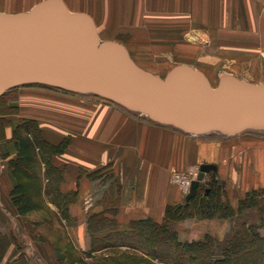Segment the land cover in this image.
Returning <instances> with one entry per match:
<instances>
[{
    "label": "crops",
    "instance_id": "0c3cea01",
    "mask_svg": "<svg viewBox=\"0 0 264 264\" xmlns=\"http://www.w3.org/2000/svg\"><path fill=\"white\" fill-rule=\"evenodd\" d=\"M36 1L42 0H0V11L24 12L16 7H28ZM62 1L70 11L88 14L103 39L120 41L130 33L147 44L153 35L175 34L185 29V24H195L198 36L216 42V47L220 44L224 51L242 46L245 51H264L261 0ZM33 6L35 3L29 10ZM161 26L165 29L159 33ZM14 90L17 98H9L7 111H0V264H83L71 258L68 244L84 264H89L95 258L83 254H99L108 249L103 246L112 243L103 234L95 245L91 242L89 219L93 215L103 214L119 224L146 218L161 221L167 205L186 201L187 190L170 181V172L194 164L216 165V177L233 208L246 192L264 189L261 141L240 134L207 139L205 134H188L146 120L144 115L135 116L116 103L91 101L49 88L21 86ZM14 106L17 110H10ZM19 118L35 119L43 137L52 143L67 140L64 149L51 157V164L62 172L56 183L58 190L45 176L42 183L50 190L47 196L41 194L44 205L24 214L17 211L10 197L17 182L9 161L17 156L13 132ZM45 168L41 166L42 172ZM95 170L99 176L93 179L89 173ZM210 178L211 173H206L201 182ZM34 184L36 189L38 180ZM72 191L76 192L75 200L67 205V218L61 225L65 242L58 243L52 220L59 217L60 209L50 197L62 199ZM110 207L113 212H109ZM229 219L222 223L217 217L209 223L205 219L203 223H179L180 239L193 241L205 233L222 238L232 228ZM259 231L263 233L264 227ZM147 258L151 264H166ZM102 259L101 264H123L114 258Z\"/></svg>",
    "mask_w": 264,
    "mask_h": 264
},
{
    "label": "water",
    "instance_id": "95a60500",
    "mask_svg": "<svg viewBox=\"0 0 264 264\" xmlns=\"http://www.w3.org/2000/svg\"><path fill=\"white\" fill-rule=\"evenodd\" d=\"M24 84L100 96L188 134L232 137L264 130V82L225 74L213 87L185 63L163 77L153 74L122 43L101 40L93 19L62 0H42L25 12L0 11V96ZM212 170L213 163L199 166L186 201Z\"/></svg>",
    "mask_w": 264,
    "mask_h": 264
},
{
    "label": "trees",
    "instance_id": "16d2710c",
    "mask_svg": "<svg viewBox=\"0 0 264 264\" xmlns=\"http://www.w3.org/2000/svg\"><path fill=\"white\" fill-rule=\"evenodd\" d=\"M34 85L49 87L44 84ZM50 88L58 89L52 86ZM6 92H3L0 98ZM88 96L106 103H114L100 96ZM13 140L17 148V156L10 159L9 169L17 182L10 191V197L17 211L24 214L44 205V199L41 194L44 192L47 196L48 190H50L47 184L45 186L42 183L45 176L46 180L50 181L51 179L55 182L52 187L58 190L56 183L61 180L62 172L59 167H54L51 164V157L64 149L67 140L64 139L58 143L48 141L43 137L38 122L33 118H20L17 121L13 132ZM42 165L46 167L44 172L41 170ZM210 173L211 178L207 182H201L196 194L189 200L174 205H167L159 222L146 218L132 220L128 225H125L119 224L114 218L105 217L103 214L100 216L93 215L89 219L91 242L95 245V242L102 238L99 232L103 231L110 223H113V227L109 228L103 236L106 241L112 242L110 246H125L126 250L142 251L143 255L141 256L144 258L150 257L166 264H238L236 263L238 261L240 264H251L252 256L244 262V258L241 259L238 252L241 248L244 249V246L247 247L249 243L255 242L251 247L255 246L256 243L261 244V246L264 245V242H262L264 235H261L259 231V228L264 227V223H262L263 226L261 223L241 225L236 229L238 233H241V235L237 234V241L230 240L226 242L220 255H215L209 249L213 247L212 241H214L210 234H206L203 239L181 241L177 238L176 231L171 225V223L187 217H230L240 210L253 207L262 209L260 207L264 205L262 203L264 200V189L260 188L246 192L238 200L236 208H233L228 203L227 197L224 198L226 196L225 190L221 181L216 177L215 171H210ZM89 175L91 178L96 179L99 176V170L92 171ZM36 180H38L39 184L34 189L36 186L34 181ZM75 196V191L66 193L63 197L58 196V198L61 197L62 199H54L49 196L60 209V219L67 218V205L75 200ZM37 197L39 201L36 200ZM112 209L113 207L108 208L109 212H113ZM262 221L264 222V214ZM109 235L112 238H108ZM157 245H162L163 247L161 248L163 249L158 248ZM165 246H167L166 250ZM232 247L237 248V251H232ZM261 251L264 253V248H261ZM142 260L144 259L142 258ZM146 262L149 263V260Z\"/></svg>",
    "mask_w": 264,
    "mask_h": 264
},
{
    "label": "rangeland",
    "instance_id": "374dc122",
    "mask_svg": "<svg viewBox=\"0 0 264 264\" xmlns=\"http://www.w3.org/2000/svg\"><path fill=\"white\" fill-rule=\"evenodd\" d=\"M261 1L262 3H264V0H261ZM34 3L37 4V1ZM31 5L28 7L17 6L16 9L23 10L25 12L29 10ZM0 9H2V7H0ZM10 9H13V8H10ZM195 19H197V17ZM184 26H185V29H180L175 34H169V33L163 32L165 27L161 26L160 28H162V30L159 33L161 32L163 33H161L159 36L153 35L152 37H154V39L148 41L147 44H145V41L140 40V38H137V37L135 38V36L130 35V33H126L127 37L122 38L123 40H120L118 42L126 46V48L128 49L129 55L135 61V63H137L143 69L153 74L159 75L161 77L166 75V73L174 66L178 64L186 63V64H189L201 70L205 74V76L208 78L211 86L213 87L217 85L219 78L225 74L234 75L238 78L252 81V82H264V51H245L244 50L245 47L243 46L236 48L238 49L236 51H224V49L220 47V44H218V47H216V42L210 39L205 40L203 36H198L197 35V25L185 24ZM100 39L110 40V39H105V38L104 39L100 38ZM21 86L42 87V86L34 85V84H24V85L16 86V88L21 87ZM42 88H49L51 90H55L56 92L65 93L67 95H72L75 97L89 98L91 101H93L92 98H94V97L88 96L91 94L60 90L62 88L55 89V88H50V86L49 87L43 86ZM6 91L7 92L4 94V96L0 98V111H7L5 108V103L9 98L10 99L17 98L16 97L17 92H15L14 89L10 88ZM122 109L126 110L125 108H122ZM10 110H17V107L14 106L10 108ZM134 115L141 116V114H137V113H134ZM143 117H145L146 120H149L148 118H146V116H143ZM205 135H207L206 136L208 137L207 139H210L211 137L212 138L222 137L216 133H207ZM240 135H245L244 137H248L253 140L261 141V145L264 146V130L244 131ZM226 138H229V137H226ZM196 167H199V165L194 164L192 166L187 167L184 170L171 171L169 175V179L172 183L177 184L181 189H183V187H181L180 180H182L184 175L192 176L194 171L196 170ZM176 175H179V176L177 177ZM224 198H226V196ZM262 203H264V200L262 201ZM260 208L262 209H259L258 207H253V208H249V209L242 210V211L240 210L230 217H217V219H220L218 220L220 221V223H222L225 219L230 218L229 220L233 222V225H232L230 232L229 231L227 233L225 232L222 238H217V237L212 236L211 238L214 240L212 241L213 247H210L209 249L215 255H220L221 250H223L222 248L224 247L226 242L230 240L237 241L238 239L237 234L241 235V233L240 232L238 233L236 229L239 228L241 225H251V224L255 225L258 223H261V224L264 223L262 221V217L264 214V205ZM204 219L205 221H207V223H209V219L211 218L187 217L177 222H173L171 223V225L173 229L176 231L177 238L181 240L179 232H178V229L181 223H184L186 221L197 222V220L199 221L202 220V223H203ZM52 223H53L52 227H54L56 235L59 236V239L56 240V242L61 243V240L65 242V239L62 236L63 235L62 234L63 228L61 227V225L63 224L62 219H60V217H55V219L52 220ZM128 223L129 222L125 223V225H128ZM52 227L51 229H53ZM112 227H113V223H110L108 226H106L103 231L99 232L100 237L102 236V234L104 236L109 230V228H112ZM47 230H50V229L48 228ZM260 233L261 235H264V232L263 233L260 232ZM206 234L207 233L203 234L200 239H203V237ZM108 238H112V237L109 235ZM262 242H264V240ZM252 244H255V242L251 244L249 243V245L247 244V247L249 246L248 248L246 246L243 247L244 249L241 248L238 252V255L241 256V259L244 258L243 260L244 262L246 261V259H250V257L252 256L253 258L251 257L252 259L251 264H263L264 263V253L261 251V248H264V245L261 246V244L256 243L255 246L251 247ZM68 245H69V250L71 252V255H70L71 258L73 259L75 258V260H79L80 262L84 264L83 259L77 253L73 252L70 244ZM157 247L160 249H163L161 248L163 247L162 245H159V246L157 245ZM166 247L167 246H165V250H166ZM107 248L108 249H104L103 251H101V253L96 254V255H94L91 252L83 254V255L92 256L95 258V259L93 258L94 260L91 261L89 264L104 263V260L102 258L118 259L123 264H146L147 263L146 262L147 258H144L141 256L143 255L141 253L142 251L135 252L132 250H126L125 246H122V247L107 246ZM231 249L232 251H237V248L232 247ZM103 254H105L106 256L102 257ZM142 258L144 260H142ZM236 263L240 264L239 261ZM147 264H151V262ZM154 264H157V263H154Z\"/></svg>",
    "mask_w": 264,
    "mask_h": 264
},
{
    "label": "built area",
    "instance_id": "2783aa9c",
    "mask_svg": "<svg viewBox=\"0 0 264 264\" xmlns=\"http://www.w3.org/2000/svg\"><path fill=\"white\" fill-rule=\"evenodd\" d=\"M199 172V167H196V170L194 171L192 176H183L182 180H180L181 187H183L184 190H188L192 180L196 179ZM177 177L179 175H176Z\"/></svg>",
    "mask_w": 264,
    "mask_h": 264
},
{
    "label": "bare ground",
    "instance_id": "6f19581e",
    "mask_svg": "<svg viewBox=\"0 0 264 264\" xmlns=\"http://www.w3.org/2000/svg\"><path fill=\"white\" fill-rule=\"evenodd\" d=\"M188 191V190H187Z\"/></svg>",
    "mask_w": 264,
    "mask_h": 264
}]
</instances>
